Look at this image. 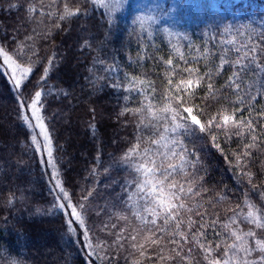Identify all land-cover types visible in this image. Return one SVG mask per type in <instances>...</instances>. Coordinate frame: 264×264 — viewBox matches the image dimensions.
I'll list each match as a JSON object with an SVG mask.
<instances>
[{"label": "snow or ice", "instance_id": "obj_1", "mask_svg": "<svg viewBox=\"0 0 264 264\" xmlns=\"http://www.w3.org/2000/svg\"><path fill=\"white\" fill-rule=\"evenodd\" d=\"M126 4L15 0L6 6L18 18L11 32L5 27L0 34V77L24 135L16 143L47 176L48 214L60 219L80 264H264V18L258 26L207 23L211 35L196 46L173 31L177 6L155 4L159 14L136 16L137 38L166 34L169 51L149 55L141 44L126 64L93 57L84 79L92 92L107 88L121 101L113 143L122 147L107 162L98 150L83 182L65 177L53 135L56 114H48L50 97L70 95L48 83L65 59L57 49L73 23L90 19L97 6L106 16L105 39L118 40V13ZM78 43L82 55L93 50L89 36ZM87 115L95 133L94 104ZM113 170L125 175L99 179L110 180ZM25 199L15 185L0 203L7 208Z\"/></svg>", "mask_w": 264, "mask_h": 264}, {"label": "trees", "instance_id": "obj_2", "mask_svg": "<svg viewBox=\"0 0 264 264\" xmlns=\"http://www.w3.org/2000/svg\"><path fill=\"white\" fill-rule=\"evenodd\" d=\"M209 1L163 0L166 8L177 6L176 12L186 20L173 31L184 33L191 38L193 45L200 46L211 35L205 29L207 23L223 21L235 25L252 22L258 26L261 18H264V0H216L222 14L211 8ZM8 3H15V0H0V34L5 27L11 32L17 23L18 13L14 10L9 12L6 7ZM132 3L118 13L121 28L118 40L113 41L111 37L105 39L106 16L103 15L104 9L97 6L90 19L73 23L71 31L63 36L62 47L57 49L65 55V59L54 69L48 83L55 85L56 89L63 88L70 95L67 98L55 95L50 97L48 114H56L52 121L53 135L57 145L63 149L58 155L64 158L65 177L70 181L83 182L98 150L103 152V159L107 162L109 154L118 155L122 147L113 143L116 139L113 132L117 129L115 113L120 110L121 101L107 88L104 92H92L91 86L84 79L88 75L86 68L91 66L93 57L110 62L115 56L119 62L126 64L128 55L136 58L138 45L141 44L149 55L155 48L162 50L158 54L169 51V37L166 34L156 33L154 37H148L145 33L142 41L137 38L133 29L138 31L139 25H133L132 21L142 12H137ZM194 18H199L202 23L196 25ZM81 28H87L88 31L82 33ZM81 35L91 37L93 45V50L83 55L78 43ZM172 42H177L175 37ZM56 43L61 44L60 36L56 37ZM180 43L186 44V41ZM90 104H94L97 109L99 122L95 133L88 127L87 108ZM15 123V104L4 78L0 77V125H3L0 127V201L7 197L8 190L15 185H19L26 196L23 202L14 201L7 208L0 203V260L15 259L29 264H80L76 247L62 234L60 219L47 212L51 201L47 176L43 173V166L32 159L30 153L25 154L28 151L26 147L16 143V139L23 141L24 135L18 132ZM124 175L123 172L113 170L110 180H104L103 175L99 179L103 183H110ZM216 175L219 178V174ZM226 182L231 183L230 180ZM44 249L47 251L45 254L42 252Z\"/></svg>", "mask_w": 264, "mask_h": 264}, {"label": "rangeland", "instance_id": "obj_3", "mask_svg": "<svg viewBox=\"0 0 264 264\" xmlns=\"http://www.w3.org/2000/svg\"><path fill=\"white\" fill-rule=\"evenodd\" d=\"M131 1L133 2L132 3L133 7L136 4L141 5V7L139 9H136V11L142 12V15H144V16H150V15L158 14V11L155 10L152 7V5H155V4L163 5V3H164L163 0H127V4L123 10H126L125 8L130 4ZM234 1L238 2L241 0H234ZM208 3L212 9H214L217 12H219L220 14H222V11H221L220 7H218V3L216 0H210ZM174 15H175L176 19L180 22V24H183L186 21L185 18L180 13L175 12ZM194 21H195L196 25H200L202 23V20H200L199 18H194ZM42 247H44V245H42ZM42 252H43V254H45L47 251H45V249H44V251H42ZM0 264H9V261L1 259ZM25 264H29V263L25 262Z\"/></svg>", "mask_w": 264, "mask_h": 264}]
</instances>
